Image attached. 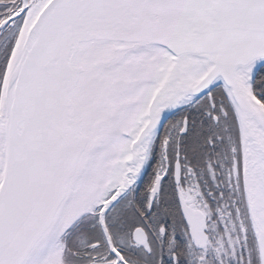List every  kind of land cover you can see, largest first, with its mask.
<instances>
[{
    "label": "snow or ice",
    "instance_id": "snow-or-ice-1",
    "mask_svg": "<svg viewBox=\"0 0 264 264\" xmlns=\"http://www.w3.org/2000/svg\"><path fill=\"white\" fill-rule=\"evenodd\" d=\"M0 264H264V0H0Z\"/></svg>",
    "mask_w": 264,
    "mask_h": 264
}]
</instances>
